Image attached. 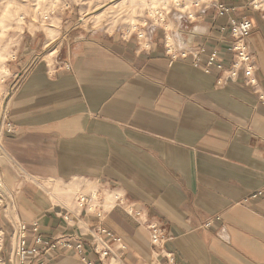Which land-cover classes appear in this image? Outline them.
<instances>
[{"label": "crops", "instance_id": "0c3cea01", "mask_svg": "<svg viewBox=\"0 0 264 264\" xmlns=\"http://www.w3.org/2000/svg\"><path fill=\"white\" fill-rule=\"evenodd\" d=\"M252 1L212 0L183 25L175 55L187 59L167 54L164 31L86 30L74 7L61 14L57 43L27 26L4 84L22 75L3 124L0 109V174L14 195L0 208L1 258L23 221L45 239L84 243L82 255L59 248L50 264H264V20ZM216 4L229 13L219 17ZM245 18L255 24L247 42L258 91L242 75L233 82L193 64L203 48V66L213 51L230 66L232 21ZM89 186L108 207L102 218L79 206ZM117 195L137 214L117 208ZM153 227L165 243L152 244ZM94 239L112 254L93 253Z\"/></svg>", "mask_w": 264, "mask_h": 264}, {"label": "rangeland", "instance_id": "374dc122", "mask_svg": "<svg viewBox=\"0 0 264 264\" xmlns=\"http://www.w3.org/2000/svg\"><path fill=\"white\" fill-rule=\"evenodd\" d=\"M191 1L183 0V6L177 7L171 0H0L1 100H5L9 91L4 88V84L10 75V62L19 47L24 30L27 26H32L30 23L42 25L43 30L48 33L49 42L57 43L60 38L61 14L66 8L74 7L75 12H81L82 21L79 25L86 30H101L106 34L119 33L126 38L140 33L145 36L149 31L160 30L168 34L170 49L176 51L177 35L181 27L189 20H196L199 11L210 4V0H204L197 6L196 3L191 4ZM153 10H158L161 14L152 16ZM49 52L48 50L46 53ZM52 58L53 55L46 60L52 62ZM4 183L7 187L5 180ZM96 192V188L92 186L83 191L87 194ZM78 193L79 190H70L69 195L76 196Z\"/></svg>", "mask_w": 264, "mask_h": 264}, {"label": "built area", "instance_id": "2783aa9c", "mask_svg": "<svg viewBox=\"0 0 264 264\" xmlns=\"http://www.w3.org/2000/svg\"><path fill=\"white\" fill-rule=\"evenodd\" d=\"M205 4V3H204ZM212 4V0H210ZM208 4V5H210ZM198 6V4H196ZM206 5V4H205ZM207 5V6H208ZM204 6V7H207ZM251 7L254 11L260 12L262 19L264 20V0H253ZM218 11V16L223 17L229 13L227 6L223 4H216ZM201 10V9H200ZM159 15V14H158ZM161 16V15H160ZM191 18L190 16L188 17ZM192 21V20H189ZM232 29L230 32V47L234 53V60L230 66L224 65L220 62L219 52L213 51L209 56L206 64L203 66L201 54L205 51L203 48L196 55H193V64L202 68L206 74H212L216 71L221 73L220 79H226L233 82H238L242 75L243 84L251 87L254 91H258L259 82L256 77V62L255 56L250 51L248 45V38L252 34L255 24L251 19H243L242 21H232ZM223 31H226L222 29ZM167 54L171 58H176L177 56L184 59L188 58L187 53H180L175 55L176 51L170 49L169 43L167 42ZM22 75H17L9 88L8 93L5 95V100H1L0 96V109L2 111V124L6 118V102L12 97L13 93L20 84ZM264 100L263 97H261ZM7 100V101H6ZM116 207L120 208L129 216H134L137 214L135 206L133 203L129 202L124 196L117 195ZM79 206H84L88 213L102 218L108 207L106 198V208H103L104 200L100 193L96 192L94 194L80 193L78 195ZM14 204V195L6 187L3 177L0 174V208H8ZM100 235L106 236L109 241L116 244H122V239L115 236L111 232L101 228L99 230ZM33 237L34 244L30 245L28 239ZM166 238L156 227L152 228L151 241L153 245H160L166 242ZM107 243L101 240L96 241L95 239L91 242L92 252L98 255L101 259L107 258L112 254L111 249L107 246ZM59 248L65 250L74 251L76 254L82 255L85 251V246L82 241L67 239L64 236L56 237L52 240H48L42 237L39 227L35 224L33 229H29L27 224L23 221H18L13 231V240L11 242V247L8 252V257L3 259L0 257V264H50V258L54 252Z\"/></svg>", "mask_w": 264, "mask_h": 264}, {"label": "bare ground", "instance_id": "6f19581e", "mask_svg": "<svg viewBox=\"0 0 264 264\" xmlns=\"http://www.w3.org/2000/svg\"><path fill=\"white\" fill-rule=\"evenodd\" d=\"M204 0H192L191 1V4H194V3H196V4H198V3H201V2H203ZM171 2L174 4V5H176L177 7H182L183 6V4H182V2H183V0H171ZM8 6V5H7ZM119 7H121V6H119ZM6 8V7H5ZM8 10V9H7ZM6 11V10H5ZM4 11V12H5ZM3 12V13H4ZM157 13H159V14H161V12H159L158 10H153V11H151V15L152 16H155V14H157ZM7 16V15H6ZM99 17V16H98ZM191 17H194L193 15L191 16ZM100 18V17H99ZM4 21V20H3ZM140 35H143L142 33H140ZM1 60V59H0ZM2 61H3V59H2ZM111 197L108 195L107 196V201H108V199H110Z\"/></svg>", "mask_w": 264, "mask_h": 264}]
</instances>
